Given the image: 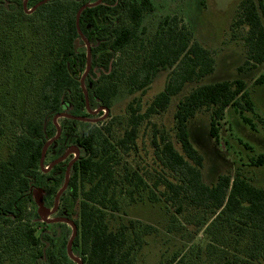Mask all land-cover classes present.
I'll return each mask as SVG.
<instances>
[{
  "label": "trees",
  "instance_id": "obj_1",
  "mask_svg": "<svg viewBox=\"0 0 264 264\" xmlns=\"http://www.w3.org/2000/svg\"><path fill=\"white\" fill-rule=\"evenodd\" d=\"M118 1L126 8L119 22L116 17L98 18L101 5L86 8L79 17L81 28L92 25L93 60H105V72L92 87L85 85L90 109L111 108L123 83L128 93L143 91L158 71L168 72L162 90L145 105L133 97L124 115L97 122L59 120L80 148L60 199L76 225L77 250L86 264H137L133 253L142 250L155 230L140 221L112 224L123 197L128 204L158 205L169 212L166 231L171 236L182 229L193 235L204 226L208 232L218 222V231L209 232L213 240L222 244L217 234L232 232L242 246V257L218 254L222 264L264 262V189L238 173L204 182L203 156L188 127L196 113L205 112L208 135L220 144L226 110L232 108L256 131L245 115L254 112L246 80L236 76L200 83L213 71L214 60L179 17L164 16L147 35L143 19L153 9L152 0ZM8 2L0 5V264H38L43 241L36 231L43 223L37 220L31 191L44 187L52 194L64 176L61 163L48 172L39 167L43 145L56 132L52 117L65 103L71 114L89 116L79 83L85 56L75 48V14L84 1L49 0L31 13L16 7L19 0ZM263 12L264 0H240L237 5L235 25L246 28L245 58L238 72L246 65L264 64ZM256 82L263 84L264 75ZM185 87L189 90L182 93ZM179 94L171 136L155 128L150 118L164 112ZM259 122L264 127V117ZM143 124L152 125L148 150L137 142ZM67 139L62 135L58 142ZM53 150L58 151L53 145L46 150L44 165L55 157ZM249 162L264 165V153ZM216 249L212 246L210 254ZM181 250L177 246L168 257L161 252L156 264H187Z\"/></svg>",
  "mask_w": 264,
  "mask_h": 264
},
{
  "label": "rangeland",
  "instance_id": "obj_2",
  "mask_svg": "<svg viewBox=\"0 0 264 264\" xmlns=\"http://www.w3.org/2000/svg\"><path fill=\"white\" fill-rule=\"evenodd\" d=\"M152 1L155 4V11L143 20L147 35H151L162 15H177L181 25H184L191 32L193 39L208 49L213 57V71L200 83L241 76L246 80L247 89L254 104V112H246L245 115L250 118L257 130L249 128L247 124L242 122L234 109L228 108L225 115L226 122L221 129L220 144H216L208 135V117L205 112H198L190 119L188 127L191 141L203 156L202 178L204 182L213 183L220 175L234 176L238 173L254 186L264 189V165L253 166L249 162L258 153H264V127L259 122L260 118L264 117V83L256 82L261 74L264 75V64L250 69L246 65L243 67V71L238 72L237 70V67L242 65L246 52L243 40L246 28L235 25L237 5L240 0ZM261 15L264 22V12ZM167 72V70L158 71L149 86L143 91L128 93L123 83L105 117L114 114L124 115L127 103L133 97H138L140 102L145 105L157 92L162 90ZM188 88L185 87L182 93L189 90ZM180 96L181 94L173 97L164 112L150 118L151 123L156 126L155 128L165 130L171 136L173 135L175 103ZM103 112L104 109H102ZM151 129V124L141 126L137 138L139 147L148 150V138ZM243 142L249 148H245ZM121 200L119 210L113 212L112 224L115 222L128 223L131 220L140 221L150 224L155 230L146 237L142 250L135 252L134 263L156 264L161 252L168 257L177 246L182 247L181 255L184 256V261L187 264H222V260L216 257L221 252L225 253L223 255H228V258H231L233 254L242 257L239 252L242 246L234 242L232 233L222 231V234H217L218 238L224 241L222 244L213 240L209 232L218 231V222L211 225L208 232L204 226L193 235L182 229L180 233L171 236L166 231L169 212L158 205L128 204L123 197ZM54 226L56 225H52V227ZM68 228L70 234L71 228L70 226ZM221 245L222 247L219 248ZM212 246L217 248L215 255L210 254ZM252 264L260 263L254 262Z\"/></svg>",
  "mask_w": 264,
  "mask_h": 264
},
{
  "label": "flooded vegetation",
  "instance_id": "obj_3",
  "mask_svg": "<svg viewBox=\"0 0 264 264\" xmlns=\"http://www.w3.org/2000/svg\"><path fill=\"white\" fill-rule=\"evenodd\" d=\"M10 1L13 2V3H15L14 0H10ZM39 1H42V0H19V4H16L15 3V5H16V7L21 8V10L23 12H25V13H31L35 9H37L41 4L45 3V2H43L40 5L35 6ZM83 1L84 2L78 7V9L82 5H84V4H91V5L84 7L81 10V12L83 10H85L86 8H93V7H96V6L101 5L103 8L101 7L102 9L100 10V12H96V15L98 14V18L105 20L106 17L107 18L116 17V22H119V20H122L125 17L124 15H125V9L126 8L123 5V3L119 2L118 0H114V2H108L107 0H83ZM152 3H153V1H152ZM1 4L4 5V6H8L9 5V2H8V0H0V5ZM26 10H31V11L28 12ZM154 11H155V4L153 3V9H152V11L150 13H148L144 17V19L148 15H150L151 13H153ZM81 12H80V15H81ZM80 15H79V17H80ZM166 15H168V14L162 15L158 19L156 25ZM75 16H76V14H75ZM92 16H94V15H92ZM83 22H84V19H83ZM156 25H155V27H156ZM75 26H76V30H77V37L75 39V48L77 49L76 50L77 52H79V53L83 52L84 53V56H85V66H84L83 72H84V70L86 68V54H87V50L89 49V69H88V71H87V73H86V75L84 77V85H87L88 87H92V82L95 81V80H97L101 76L102 72H105V70H104L105 69L104 68L105 60L99 58L98 60H95L94 61L93 60V57L91 56L92 49L94 48V45H95V43L92 41V38H94V34L93 35L89 34V32L91 30H93L92 29V25L90 23H88V24L86 23L85 25L83 24L82 25V28H81V25L79 24V20H78V25L75 24ZM155 27H154V29H155ZM80 50H81V52H80ZM101 57H104L105 58V55H101ZM91 58H92V60H91ZM111 62H112V59H110L109 62H108V66H109L108 70L111 68ZM79 83H80V78H79ZM85 88H86V86H85ZM86 92H87V89H86ZM83 97H84V95H83ZM87 97H88V94H87ZM87 101H88L87 102L88 108L90 109V107H89V98H88ZM84 105H85L84 112L87 113V114H89L88 118H99V117H102L103 116V113L104 112L102 113V110H100L99 112H93V113L88 112L87 111L86 104H85V99H84ZM98 107H100V106H96V108L90 109V110L94 111V110L98 109ZM61 108H62V110L60 112H65L67 114L74 115V116H83V115L71 114L69 112V110H71V107H69L66 103L65 104H62ZM84 117H87V116H84ZM61 118H67V119H71V120H77V119L68 118V117H58L57 118V123H58L59 128H60V134H59V136L55 140H53L49 144L48 147H50L51 145H53V147L55 149H57L58 151H54V150L52 151V153L54 154L55 157L51 161H53L57 157L61 156L69 146L76 145L75 143L71 142L70 135L67 134L61 128L60 122H59V120ZM106 118L107 117H104V118H102V120H104ZM102 120L100 119L99 121H102ZM78 121H82V120H78ZM83 122H90V121H83ZM52 123H53V121H52ZM55 134H56V132H55ZM55 134L53 136H55ZM62 135H66L68 137V139L67 140H64V141H62L60 143V142H58V139ZM48 147H47V149H48ZM79 154H80V148H79ZM72 157H73V155L72 154H69L64 160H62V161H60V162L52 165L47 171H43V172H48L50 169H54V167L56 165H59L60 163L62 164L61 167L63 166L64 172H65L66 165H67L68 161ZM51 161H49L46 165H48ZM57 172L60 173L59 170ZM69 174H70V172H69ZM63 179H64V176H63ZM62 183H63V181H62ZM62 183H61V185H62ZM67 186H68V184H67ZM67 186H66V188H67ZM43 188L37 187V188L32 189V191H31L32 199L34 197V192L38 193L41 196L42 200H43V205L45 207L51 209L52 206H53L54 196H55L56 191L58 189L54 193L49 194V192H47ZM66 188H65V190H66ZM62 193L59 196L58 205H57L56 210L52 214H50L48 216L49 218H55V217H67L68 218V216H66L67 210L64 209L62 207L61 203H60V199H61ZM35 212H36L37 220H39V222H42L43 223L38 228V230H39L38 231V234H40V237H42V241H43V244L39 246V248H40V250L42 252L41 253L42 255L40 257V260H39L38 264H78V262L75 259H79L82 264H86L85 263V260H83L82 256L80 255L79 251L77 250V248L75 246L74 240H75V237L77 235V228H76V235H75V237H74V239L72 241V244H71V254H72V257H70V255L67 253V241H68V239H69V237L71 235V232H72V230H71L70 231V234L68 233V231H69L68 230L69 229L68 227L70 225H68L66 222H63V221L49 222V223H47L45 221H42L40 219L41 216L37 212V206H36V204H35ZM52 225H56V226L52 227ZM232 238H233V240L235 239V237L233 236V234H232ZM242 240H244L245 243L248 242L247 241V237L242 236ZM133 254H135V252ZM254 262H257V263H260V264H264V262L262 260L261 261L260 260L259 261H252L249 264H252ZM244 264H246V263H244Z\"/></svg>",
  "mask_w": 264,
  "mask_h": 264
},
{
  "label": "water",
  "instance_id": "obj_4",
  "mask_svg": "<svg viewBox=\"0 0 264 264\" xmlns=\"http://www.w3.org/2000/svg\"><path fill=\"white\" fill-rule=\"evenodd\" d=\"M48 0H42V1H39L35 6H38L40 5L41 3L43 2H46ZM91 4H84L82 5L76 12V16H75V24L78 25V20H79V15H80V12L81 10L86 7V6H90ZM34 8V7H33ZM26 11H31V10H26ZM89 69V49L87 50V54H86V68L84 70V72L81 74L80 76V87L82 89V93L84 95V99H85V104H86V107H87V111L90 112V113H93V112H98V110H102L104 109V113H103V116L102 117H99V118H88V117H84V116H74V115H70V114H67L65 112H59L57 114H55L53 117H52V121H53V124L55 125L56 127V134L55 136L49 138L43 145V148H42V151H41V155H40V159H39V167L42 171H47L52 165L64 160L69 154H72L73 157L68 161L67 165H66V168H65V172H64V179H63V183L62 185L58 188V190L56 191V194L54 196V200H53V206L51 209L45 207L43 205V200L41 198V196L34 192V197H33V200L37 206V212L38 214L41 216V220L42 221H45L47 223L49 222H57V221H63V222H66L68 225H70L71 227V235L67 241V253L70 255V257H72V254H71V244H72V241L76 235V225L74 223V221L70 218H67V217H55V218H49L48 216L50 214H52L56 208H57V205H58V200H59V196L61 195V193L65 190L67 184H68V181H69V172H70V168L72 166V164L74 163V161L78 158L79 156V148L76 146V145H71L69 146L65 152L57 157L56 159H54L53 161H51L48 165H44V156H45V153H46V149L47 147L49 146V144L55 140L59 134H60V128H59V125L57 123V118L58 117H68V118H73V119H77V120H82V121H90V122H97L99 121L100 119L104 118L106 115H107V112H108V108L107 107H103V106H100L98 107V109L92 111L88 108V104H87V100H88V97H87V92H86V88H85V85H84V77L87 73ZM78 264H82L81 261L79 259H75Z\"/></svg>",
  "mask_w": 264,
  "mask_h": 264
}]
</instances>
